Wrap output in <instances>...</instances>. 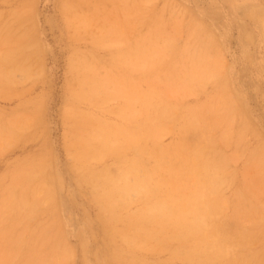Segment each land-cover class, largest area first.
Returning <instances> with one entry per match:
<instances>
[{"label": "rangeland", "instance_id": "obj_1", "mask_svg": "<svg viewBox=\"0 0 264 264\" xmlns=\"http://www.w3.org/2000/svg\"><path fill=\"white\" fill-rule=\"evenodd\" d=\"M128 169L240 234L208 264H264V0H0V264H206L105 205Z\"/></svg>", "mask_w": 264, "mask_h": 264}, {"label": "bare ground", "instance_id": "obj_2", "mask_svg": "<svg viewBox=\"0 0 264 264\" xmlns=\"http://www.w3.org/2000/svg\"><path fill=\"white\" fill-rule=\"evenodd\" d=\"M191 32H192V30H191ZM192 34H193V32H192ZM133 160H135V159H133ZM215 166H216V164H215ZM213 169L215 171V168H213ZM122 171H123V169H122ZM170 171H171V169H170ZM214 176H216V173H215ZM106 179H105L106 181H105V185L104 186H107V187H104V192H103V194L101 196V199L104 201L105 205L108 208H114L115 209V207H118L119 205H123V204H122L121 200H119L117 197H115L112 194L113 182L115 180H113L112 178H109V177L106 178ZM203 179H205L206 183H208V184L210 183V179L208 177H205ZM211 180H212V178H211ZM164 182L166 184L170 185V187H169L170 189L164 193L163 197L160 200L152 199L150 201H145L143 206L141 207V209L138 212H136V214H133L137 218V223L136 224L135 223L130 224V227L133 230H135V231L139 230V232H142V233L147 234L149 236L152 233H155V232L157 233V231L159 229H164L165 227H167L169 225L168 227L173 230V233L176 236V238H180L184 234L194 233L196 235L198 241H200L203 244V247L195 248L194 251H196L198 253V255H200L203 258V262L206 263V264H208L209 261L211 263V259L212 258L214 259L216 257H218V258L222 257L220 254H218V253H220V250H219L220 246L218 245L219 241H220L221 245H222L223 242H224L223 244H225V242H226V244L228 242H231L230 243L231 245H229V247H232V246L236 245L237 239L239 241L238 237L240 236V234H237V232L236 233H234V232L238 231V229L233 230L234 231L233 232L234 235H232L233 237L235 236V234L238 235V236H236L237 237L236 238V242H234L235 238L232 240L233 237L230 235L232 233L229 234V236H231L230 237L231 241H230V239H228L229 238L228 234L225 235L226 236L225 238L228 239L227 240L228 242L222 236L221 237L223 238V240L224 239L225 240L224 241L220 240L219 237H220L221 234L219 232V229L221 227L217 226V222L215 223L214 221L210 220L211 215L214 213L215 215L213 214V216L216 217V215H217L216 213H218V212H215L216 208H211L209 206L210 200L205 195H204V197L201 196V195H197L196 197H191V196L187 197L185 194H183L181 192H178V190H181L182 187H186L187 184L185 182H183L182 180L177 179L176 177H171V178H169L168 180H166ZM12 192L14 193V189H13ZM201 193H203V192L201 191ZM205 194H206V192H205ZM14 200L16 201V199H14ZM15 201H13V202H15ZM156 201L168 202L173 207L174 210L172 212H170V213H167V214L150 215L148 213V211H147V208L152 202H156ZM8 202H9V200H8ZM202 203H204V206L206 207V208H204V210L199 208L200 204H202ZM21 204H22V202H21ZM240 212H242V211L240 210ZM215 217H213V220H214ZM149 221H150V223L151 222L158 223L160 225L159 228L158 227H155V228L151 227V229H150L149 224L147 225V223ZM211 221L214 222V224H212ZM232 222H234V221H232ZM218 225H219V223H218ZM207 226L208 227L217 226V228L220 227L218 229L216 228V230L218 231V233L220 235L219 236L217 235L219 239L216 238L217 240L215 241L216 242L215 248H214L213 240H211L209 238L210 236L207 233V229H208ZM225 228L227 229L226 225H225ZM238 228H239V226H238ZM224 230L222 229V231H224ZM244 230H246V228ZM153 231H155V232H153ZM122 233H120V234L125 236L124 235L125 231H123ZM242 234L244 235V232H242ZM243 235H241L242 238H243ZM246 235H248V234H246ZM223 236H224V234H223ZM227 236H228V238H227ZM149 238H151V237H149ZM232 241L235 243V245H233L234 243L232 244ZM217 242H218V244H217ZM222 247H224V245H222ZM212 248H213V250H212ZM227 249L222 248V250H224V252H226L225 250H227ZM210 250H212V251H210ZM222 254H223V252H222ZM213 259H212V261H214V262H212V263H215V260H213ZM200 263H201V261H200Z\"/></svg>", "mask_w": 264, "mask_h": 264}, {"label": "clouds", "instance_id": "obj_3", "mask_svg": "<svg viewBox=\"0 0 264 264\" xmlns=\"http://www.w3.org/2000/svg\"><path fill=\"white\" fill-rule=\"evenodd\" d=\"M112 194L127 203L152 200V188L149 182L134 169H128L113 182ZM174 209L168 202H152L147 211L150 215L167 214Z\"/></svg>", "mask_w": 264, "mask_h": 264}]
</instances>
